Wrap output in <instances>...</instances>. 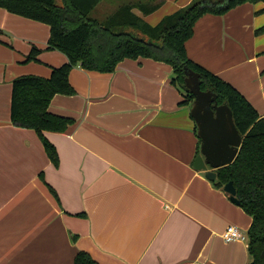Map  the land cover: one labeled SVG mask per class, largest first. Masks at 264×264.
<instances>
[{
  "label": "crops",
  "instance_id": "crops-1",
  "mask_svg": "<svg viewBox=\"0 0 264 264\" xmlns=\"http://www.w3.org/2000/svg\"><path fill=\"white\" fill-rule=\"evenodd\" d=\"M142 1L160 3L147 16L132 10L155 26L193 0L123 3ZM263 8L244 3L206 14L185 43L189 60L231 85L262 118L264 34L255 31L264 26ZM21 21L38 31L27 28L15 60L25 61L32 47L41 52L31 68H12L10 80L48 78L67 58L46 50V25ZM172 78L171 66L145 58L125 59L112 73L71 69L74 94L54 95L48 112L73 122L62 133H43L56 165L33 131L11 125L9 100L0 114V264H73L79 252L96 264L248 263L247 243H226L221 234L227 226L246 233L251 218L193 169L195 124Z\"/></svg>",
  "mask_w": 264,
  "mask_h": 264
},
{
  "label": "trees",
  "instance_id": "trees-1",
  "mask_svg": "<svg viewBox=\"0 0 264 264\" xmlns=\"http://www.w3.org/2000/svg\"><path fill=\"white\" fill-rule=\"evenodd\" d=\"M105 0H0L8 13L41 23L49 28L46 50L58 51L67 63L52 68L48 78L23 75L12 81L10 122L14 127L33 130L51 162L57 153L43 136L44 132H64L72 120L50 114L48 106L54 95H73L68 81L76 66L86 71L112 73L125 60L151 59L171 66V83L183 94V105L190 106L193 96L184 86L185 70L199 75L201 91H210L218 105L230 109L233 123L242 136L234 161L215 170V188L231 182L238 207L251 218L246 232L247 264H264V118L231 85L187 58L185 43L193 35L195 22L206 14L223 15L244 3L264 0H193L175 13L150 26L132 13L143 16L155 12L160 3H122L105 19L91 14ZM264 13V8L258 12ZM264 34V26L255 31ZM0 35L2 31L0 30ZM41 51L32 47L26 62L36 61ZM196 133V129H195ZM198 138V137H197ZM200 140L198 139L197 155ZM73 264H96L84 252L76 254Z\"/></svg>",
  "mask_w": 264,
  "mask_h": 264
},
{
  "label": "water",
  "instance_id": "water-1",
  "mask_svg": "<svg viewBox=\"0 0 264 264\" xmlns=\"http://www.w3.org/2000/svg\"><path fill=\"white\" fill-rule=\"evenodd\" d=\"M184 86L193 96L190 105V116L194 121L196 136L200 140L199 153L192 167L203 172L205 178L213 182L215 170L230 165L236 158L242 144L227 105H218L216 96L210 91H201L199 75L185 70ZM229 200L238 205L235 189L231 182L223 187Z\"/></svg>",
  "mask_w": 264,
  "mask_h": 264
},
{
  "label": "rangeland",
  "instance_id": "rangeland-1",
  "mask_svg": "<svg viewBox=\"0 0 264 264\" xmlns=\"http://www.w3.org/2000/svg\"><path fill=\"white\" fill-rule=\"evenodd\" d=\"M125 1L126 0H105L97 7V9L91 14V16L101 21L105 19L109 14H111L118 5L122 4ZM142 2H147V1H142ZM21 20H27V19H24L23 17H20L15 14L8 13L0 8V29L1 28L3 29V30L1 29L2 32L4 33L5 32L4 29H6V30H10L12 33H16V32L22 33L20 36L17 37H15V35L11 37L10 35L4 33L8 38V42L5 41L7 44L0 42V50L3 51V53L0 55V114L3 111H5V109H7L11 97L12 81L15 79L14 78L13 80H10L9 74L11 69L16 67L31 68V66H33L32 62H34V61L26 62L22 60H15V58H19L20 56L19 54L21 53L20 52L21 47L23 45H26L25 40H26V33L28 31L27 30L28 27L26 23L22 22ZM22 27H24L25 29H23ZM28 29L30 30V32L38 31V30H32L30 28ZM28 75L39 76L35 74H28ZM19 129H23V128H19Z\"/></svg>",
  "mask_w": 264,
  "mask_h": 264
},
{
  "label": "built area",
  "instance_id": "built-area-1",
  "mask_svg": "<svg viewBox=\"0 0 264 264\" xmlns=\"http://www.w3.org/2000/svg\"><path fill=\"white\" fill-rule=\"evenodd\" d=\"M224 242L230 243L235 241L246 242V233L242 232L235 226H227L221 234Z\"/></svg>",
  "mask_w": 264,
  "mask_h": 264
}]
</instances>
